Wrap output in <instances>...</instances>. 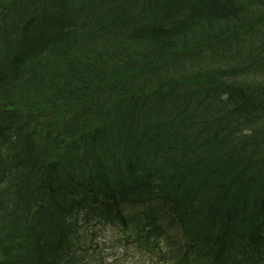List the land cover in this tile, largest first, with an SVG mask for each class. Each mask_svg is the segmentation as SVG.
<instances>
[{
	"label": "trees",
	"instance_id": "16d2710c",
	"mask_svg": "<svg viewBox=\"0 0 264 264\" xmlns=\"http://www.w3.org/2000/svg\"><path fill=\"white\" fill-rule=\"evenodd\" d=\"M250 220L264 0L0 3V264H92L104 231L169 264H264Z\"/></svg>",
	"mask_w": 264,
	"mask_h": 264
},
{
	"label": "rangeland",
	"instance_id": "374dc122",
	"mask_svg": "<svg viewBox=\"0 0 264 264\" xmlns=\"http://www.w3.org/2000/svg\"><path fill=\"white\" fill-rule=\"evenodd\" d=\"M10 0H0V3H5ZM101 248L98 249V253H94V264H164L159 259L137 254L135 258L129 259L125 257L115 256L116 243H112L109 238L100 243ZM1 260V257H0Z\"/></svg>",
	"mask_w": 264,
	"mask_h": 264
},
{
	"label": "bare ground",
	"instance_id": "6f19581e",
	"mask_svg": "<svg viewBox=\"0 0 264 264\" xmlns=\"http://www.w3.org/2000/svg\"><path fill=\"white\" fill-rule=\"evenodd\" d=\"M182 210H183V214H184V215H187V212H188L187 207H184V209H182ZM247 223H248V225L250 226V228H257V229L264 228V225H260L259 223L257 224V222H256V221H253V220L247 221ZM235 225H236V224H235ZM230 226H231V227H235L234 225H231V224H230ZM233 231H234V230H233V229H230L229 226L227 225V226H223V227H222V231H220V232H222V233L226 236V235H229L230 232L233 233ZM261 246H262L261 248L264 249V244H262ZM198 256H199L202 260H205L203 254H202L201 252L198 254ZM205 261H206V260H205ZM211 262H212V260L210 259V260H209V263H211Z\"/></svg>",
	"mask_w": 264,
	"mask_h": 264
}]
</instances>
